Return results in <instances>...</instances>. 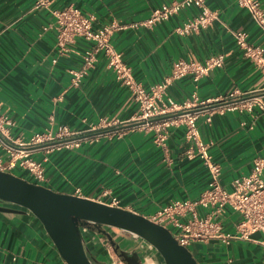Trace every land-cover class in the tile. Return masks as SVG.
<instances>
[{"label":"crops","instance_id":"1","mask_svg":"<svg viewBox=\"0 0 264 264\" xmlns=\"http://www.w3.org/2000/svg\"><path fill=\"white\" fill-rule=\"evenodd\" d=\"M0 0V112L14 125V138L27 141L34 133L65 126L73 131L106 127L111 133L78 149H62L47 157L42 150L35 159L43 163L45 183L53 191L81 196L151 218L175 201L195 199L207 188L208 174L197 158L186 154L188 143L183 127L168 130L165 149L155 143L153 131L130 129L120 135L114 122L134 119L139 112L128 88L122 85L99 56L78 87L70 85L69 70L81 65L85 43L77 40L68 55H57L55 32L44 30L54 21L51 10L72 6L93 16V27L111 23L120 28L111 43L122 54L134 79L148 89L162 82L178 60L200 63L223 55L222 67L194 82L186 76L171 82L166 92L178 105L189 106L212 101L229 93L237 97L264 87L257 67L239 50L232 33L244 31L253 45L264 47V35L247 10L236 0H206L219 20L197 33L181 36L174 29L195 15L184 10L153 27L138 25L151 12L175 0ZM264 10V0H258ZM200 136L212 143L209 153L221 167L220 183L230 188L234 178L250 173L257 157L264 156V121L261 116L227 112L214 114L211 122L198 121ZM7 162L8 156L0 150ZM10 173L30 180L26 171L16 167ZM205 210L198 209L199 216ZM234 215L222 219L223 230L232 232ZM27 221V220H26ZM0 213V264H66L51 242L28 218ZM253 241L233 240L224 245L218 240L194 241L188 249L198 264H264L260 233ZM99 261L97 247L89 245ZM147 264H153L148 262Z\"/></svg>","mask_w":264,"mask_h":264},{"label":"built area","instance_id":"2","mask_svg":"<svg viewBox=\"0 0 264 264\" xmlns=\"http://www.w3.org/2000/svg\"><path fill=\"white\" fill-rule=\"evenodd\" d=\"M205 1L175 0L170 4H163L135 27L150 28L181 11L195 9V15L177 26L174 32L181 36L197 33L219 20L218 12L210 10ZM46 2L47 0H41L38 5H45ZM236 4L247 10L264 35V10L260 2L236 0ZM51 15L54 21L44 30H54L57 55H68L71 52L70 46L77 40L85 43V48L80 53V67L68 71L70 85L78 87L98 57L103 56L107 67L128 88L132 99L137 103L138 115L131 121L114 122L113 125L118 127L115 133L120 135L130 129L153 131L155 143L165 149L168 130L172 127H183L188 143L187 156L199 159L207 170V188L195 199L175 201L148 219L169 229L178 243L186 248L194 241L218 240L224 245H229L233 240L253 241L252 236L260 233L263 240L259 244L264 249V156L254 160L248 175L234 178L230 188L226 189L220 183L221 167L209 153L212 143L202 139L198 127L201 118L210 123L216 113H248L253 117L259 115L264 121V87L240 97L229 93L208 102L191 106L178 105L168 96L167 86L186 76L197 82L210 71L222 67L223 55L209 57L202 63L195 60L175 61L170 74L162 82L145 89L134 79L131 68L123 61L122 54L112 46V35L120 28L117 24L111 23L96 29L93 27V16H86L72 6L51 10ZM232 36L243 56L257 67L264 78V47L251 44L244 31L233 32ZM13 125L12 119L0 112V150L8 156L4 163L0 155V170L9 172L18 167L26 171L31 183L41 186L46 181L43 163L49 154L62 149H78L84 144L98 141L102 136L111 137L109 132H100L106 127H92L88 131L80 132L60 126L56 131L49 128L34 133L24 141L10 134L9 128ZM38 150H42L46 157L39 160L33 158ZM73 195L82 197L79 189ZM108 205L117 207L118 201L113 198ZM198 209L205 210L206 214L199 216ZM226 214L236 217L232 232L223 230L222 219Z\"/></svg>","mask_w":264,"mask_h":264},{"label":"water","instance_id":"3","mask_svg":"<svg viewBox=\"0 0 264 264\" xmlns=\"http://www.w3.org/2000/svg\"><path fill=\"white\" fill-rule=\"evenodd\" d=\"M0 213L30 218L66 264H117L99 242L105 235L121 264H130L127 252L110 233L117 230L138 243L145 261L153 264H198L188 248L169 229L148 218L85 197L59 193L0 170ZM26 221V222H27ZM89 245L110 262L98 260ZM145 262V263H144Z\"/></svg>","mask_w":264,"mask_h":264},{"label":"flooded vegetation","instance_id":"4","mask_svg":"<svg viewBox=\"0 0 264 264\" xmlns=\"http://www.w3.org/2000/svg\"><path fill=\"white\" fill-rule=\"evenodd\" d=\"M121 247H123L124 251L127 252L126 258L130 264H143L142 256L138 249V246H135V241L130 237H124L121 242H119ZM119 262L117 264H121V260L118 257Z\"/></svg>","mask_w":264,"mask_h":264},{"label":"rangeland","instance_id":"5","mask_svg":"<svg viewBox=\"0 0 264 264\" xmlns=\"http://www.w3.org/2000/svg\"><path fill=\"white\" fill-rule=\"evenodd\" d=\"M112 235H113V239L116 241V242H121L122 241V239L124 238V237H127L128 238V236H126L125 234H121L120 232H118L117 230H112L111 232H110ZM98 238H99V242L101 243V245L103 246V247H105V249L109 252V254L112 256V259H113V261L114 262H119V259H118V256L116 255V254H114V252H113V250H112V246H111V244H110V242L109 241H107V238H106V236L105 235H101V234H99L98 235ZM135 241V240H134ZM139 244L138 243H136V241H135V246H138ZM139 251H140V254H141V256H142V259L145 261V253L143 252V251H141L140 249H139ZM148 262H150V260H148ZM145 263V262H144Z\"/></svg>","mask_w":264,"mask_h":264},{"label":"bare ground","instance_id":"6","mask_svg":"<svg viewBox=\"0 0 264 264\" xmlns=\"http://www.w3.org/2000/svg\"><path fill=\"white\" fill-rule=\"evenodd\" d=\"M98 254H99L100 256H102V254H101L100 252H99ZM102 257H103V256H102ZM104 259H105V261H106V262H104V263H108V262H110L107 258H104Z\"/></svg>","mask_w":264,"mask_h":264},{"label":"trees","instance_id":"7","mask_svg":"<svg viewBox=\"0 0 264 264\" xmlns=\"http://www.w3.org/2000/svg\"><path fill=\"white\" fill-rule=\"evenodd\" d=\"M28 182H31L30 180H28ZM102 263H104V262H102Z\"/></svg>","mask_w":264,"mask_h":264}]
</instances>
